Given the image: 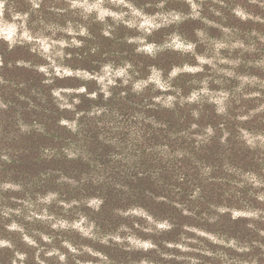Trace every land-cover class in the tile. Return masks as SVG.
<instances>
[{
  "label": "clouds",
  "instance_id": "1",
  "mask_svg": "<svg viewBox=\"0 0 264 264\" xmlns=\"http://www.w3.org/2000/svg\"><path fill=\"white\" fill-rule=\"evenodd\" d=\"M0 264H264V0H0Z\"/></svg>",
  "mask_w": 264,
  "mask_h": 264
},
{
  "label": "trees",
  "instance_id": "2",
  "mask_svg": "<svg viewBox=\"0 0 264 264\" xmlns=\"http://www.w3.org/2000/svg\"><path fill=\"white\" fill-rule=\"evenodd\" d=\"M51 164H57V167H65V162L64 161H54ZM51 164H45V163H40V164H35L28 158H25V162L21 164L19 167L21 170L29 171L35 173L38 170H41V168H48ZM78 167V165H77ZM162 211H167L166 209H161Z\"/></svg>",
  "mask_w": 264,
  "mask_h": 264
},
{
  "label": "rangeland",
  "instance_id": "3",
  "mask_svg": "<svg viewBox=\"0 0 264 264\" xmlns=\"http://www.w3.org/2000/svg\"><path fill=\"white\" fill-rule=\"evenodd\" d=\"M48 167H57V164H51L50 166H48ZM68 167H71V168H76L77 167V165H75V164H72V165H69ZM42 169H44V168H41V170ZM24 170V169H23ZM36 170H38V169H36ZM162 211V210H161Z\"/></svg>",
  "mask_w": 264,
  "mask_h": 264
}]
</instances>
